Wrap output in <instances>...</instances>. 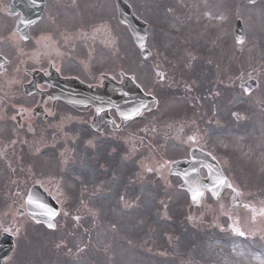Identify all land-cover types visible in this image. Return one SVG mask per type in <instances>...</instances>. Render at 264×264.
Returning a JSON list of instances; mask_svg holds the SVG:
<instances>
[{
    "label": "rangeland",
    "instance_id": "1",
    "mask_svg": "<svg viewBox=\"0 0 264 264\" xmlns=\"http://www.w3.org/2000/svg\"><path fill=\"white\" fill-rule=\"evenodd\" d=\"M124 1L148 25L152 57L147 61L120 25L114 0H65L52 12L65 19V29L81 28L76 30L80 35L96 38L91 40L96 67L100 40L106 49L111 46L112 57L102 60L114 64L112 58L121 59L117 62L160 107L119 136L95 135L89 123L63 110L41 131L40 140L28 142L40 173L32 183L45 177L48 186L58 185L66 202L58 231L50 235L32 228V233L55 239L56 255L65 245L63 264L97 263L101 248L109 252L111 264H264V17L256 15L264 14V5L253 9L245 0ZM239 19L248 37L240 50L234 39ZM253 25L255 40L250 37ZM193 42L202 51L187 57ZM197 58L211 68L196 66L191 77L187 68ZM251 77L260 87L247 97L238 85ZM231 96L235 108L229 105ZM193 147L221 159L234 186L244 192L246 218L232 208L229 196L219 203L209 198L194 209L178 190L181 182L169 176V164L188 158ZM77 203L79 208L71 209ZM0 213L2 221L16 216V210ZM61 226L73 228L72 236L78 233L74 246L67 248Z\"/></svg>",
    "mask_w": 264,
    "mask_h": 264
},
{
    "label": "flooded vegetation",
    "instance_id": "2",
    "mask_svg": "<svg viewBox=\"0 0 264 264\" xmlns=\"http://www.w3.org/2000/svg\"><path fill=\"white\" fill-rule=\"evenodd\" d=\"M12 3L13 0H0V179L32 180L35 176L38 178L40 173L36 171L34 157H26L28 142L34 145L40 140L41 131L50 127L65 108L70 109L56 98L52 86L63 80H78L90 88L104 90L107 82L121 81L123 68L119 64H111L110 59L102 60L106 45L101 40L98 50L101 59L98 60L99 67H96V63L92 62L91 46V40L96 38L65 29V19L53 14L54 8L63 6L62 0H46L45 15L21 32L17 30V25L22 13L17 11L15 15H10ZM71 111L73 118L84 117L88 123L95 116L94 109L88 113ZM111 115L118 122L115 113ZM110 132L109 126L104 128V134ZM202 175L205 177L207 173L202 171ZM43 179L45 177L37 184H41L62 209L63 206L65 208L58 185L51 183L52 186H48ZM230 194L232 191L226 190L221 198ZM0 195L4 200L0 210L25 209L26 194L22 191L0 192ZM77 205L71 209H78ZM244 207L242 204L238 209ZM26 220L27 224H32L31 220ZM9 232L16 234V238L20 235L16 225ZM254 232L258 233V230ZM32 238L30 235L29 241ZM35 239L41 240L39 236ZM13 261L20 264H48L41 252L17 251L4 264Z\"/></svg>",
    "mask_w": 264,
    "mask_h": 264
},
{
    "label": "water",
    "instance_id": "3",
    "mask_svg": "<svg viewBox=\"0 0 264 264\" xmlns=\"http://www.w3.org/2000/svg\"><path fill=\"white\" fill-rule=\"evenodd\" d=\"M119 10L120 21L128 26L132 35L134 36L136 45L142 50L143 56L146 58L149 53L146 52V26L139 22L132 14L131 9L124 3L123 0H116ZM258 0H248L249 3H255ZM35 10V9H34ZM237 41L239 45L243 44L244 31L241 23L237 25ZM78 90L79 86L74 85ZM247 93H250L256 88V83L251 81L243 85ZM70 88V87H69ZM61 97L72 106L81 107L89 105V101L96 107L97 117L93 127L98 130L97 124L104 123L108 120V111L116 109L122 124L119 130L122 129L132 119L141 116L143 112L150 111L155 108L154 101L145 96L142 91L131 81L128 80L122 88H117L116 92H122L118 95L111 91L106 98H100L80 88V93L77 95L73 90L61 89L59 90ZM110 119V118H109ZM191 162H177L172 165V174L180 176L184 185L181 187L190 193L191 200L195 206H199L201 200L204 198V191H211L217 198L219 193L229 186V182L224 177L218 164L208 155L193 150L191 153ZM206 168L209 172V179L204 181L200 177V169ZM223 181V183H221ZM196 196V199L193 197ZM28 215L38 223H44L49 229H54V220L60 213L59 207L53 202L46 193L39 187H34L27 198ZM56 213L52 217L51 213ZM49 224L54 227H49ZM14 250V242L9 236H4L0 242V263L7 259Z\"/></svg>",
    "mask_w": 264,
    "mask_h": 264
},
{
    "label": "bare ground",
    "instance_id": "4",
    "mask_svg": "<svg viewBox=\"0 0 264 264\" xmlns=\"http://www.w3.org/2000/svg\"><path fill=\"white\" fill-rule=\"evenodd\" d=\"M201 51H202L201 44L193 42V47L188 52V55L191 57L192 52H198L199 53ZM196 66H198V67L202 66V67L206 68L207 71H209L210 68H211V65L208 62L202 61L201 59L197 58L196 61H195V64L193 66L191 65V67H188V72L192 73V71L195 70ZM215 100L216 101H220V99H218V98H215ZM199 105H200L201 108H205L206 107V105H204L202 103H199ZM229 105H230L231 108H235L236 107V100L232 96L229 98ZM251 125L252 124H249V126H250L249 129H251V127H252ZM249 129L247 131L245 130V132H247V133L250 132Z\"/></svg>",
    "mask_w": 264,
    "mask_h": 264
},
{
    "label": "snow or ice",
    "instance_id": "5",
    "mask_svg": "<svg viewBox=\"0 0 264 264\" xmlns=\"http://www.w3.org/2000/svg\"><path fill=\"white\" fill-rule=\"evenodd\" d=\"M221 183H223V181H221ZM193 199H196V196H194ZM50 215H51L52 217H55L56 213L53 212V213H51ZM49 227H54V225L49 224ZM242 234H243V233H241V235H242Z\"/></svg>",
    "mask_w": 264,
    "mask_h": 264
}]
</instances>
